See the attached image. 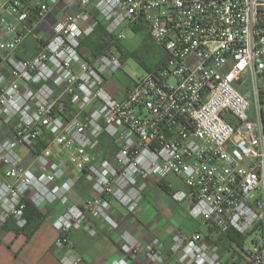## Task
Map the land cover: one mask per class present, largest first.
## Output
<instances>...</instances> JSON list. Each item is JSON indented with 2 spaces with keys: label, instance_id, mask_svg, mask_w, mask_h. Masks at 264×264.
<instances>
[{
  "label": "built area",
  "instance_id": "1",
  "mask_svg": "<svg viewBox=\"0 0 264 264\" xmlns=\"http://www.w3.org/2000/svg\"><path fill=\"white\" fill-rule=\"evenodd\" d=\"M98 25L109 37L94 54L83 42ZM134 25L165 56L118 99L105 73L122 68L115 43ZM28 39L37 50L20 56ZM262 81L264 0H0V118L9 128L0 139V232L11 219L26 226L28 201L58 204L54 245L64 264H90L71 251L73 231L97 234L90 216L119 233L123 256L110 264L141 255L150 264H264ZM37 142L34 171L20 149ZM170 175L182 182L169 185L173 199L192 218L251 236L252 249L230 261L201 231L179 232L165 256L160 239L141 244L119 231L115 203L136 212ZM81 180L90 191L79 204Z\"/></svg>",
  "mask_w": 264,
  "mask_h": 264
},
{
  "label": "crops",
  "instance_id": "2",
  "mask_svg": "<svg viewBox=\"0 0 264 264\" xmlns=\"http://www.w3.org/2000/svg\"><path fill=\"white\" fill-rule=\"evenodd\" d=\"M58 10L49 15L50 22L56 20ZM36 50L35 40L28 39L17 50V53L23 57H31ZM124 97L125 95L122 98ZM8 131V126L0 118V139L6 137ZM43 145L44 143L37 142L31 148L22 147L20 149L23 163L34 171H37V165L34 163L35 155L43 148ZM40 146L42 147L39 149ZM170 184L178 188L181 187L182 182L176 176L170 175L160 183H152L146 198L134 213H129L126 208L115 203L117 211L122 217L119 231L127 230L141 244H146L153 238L160 239L163 243L165 256L170 254L174 235L179 232L190 234L194 231H201L218 241L222 248L223 258L232 261V258L225 256L234 251L232 247L234 242L214 229L207 228L205 230L206 227L201 221L189 215L186 203H180L173 199L169 188ZM89 191L90 185L81 180L75 190V201L81 204ZM59 210L58 204L39 210L42 223L30 238H27L24 233L18 234L11 229L4 233L0 232V264H64L60 258L61 252L54 245L58 231L53 221L59 214ZM89 219L96 227L97 234L92 236L83 230L73 231L71 234L72 253L82 256L90 264H110L112 260L123 256L119 248V233L110 230L100 220L93 219L91 216ZM130 264L150 263L145 256L141 255L137 259H131Z\"/></svg>",
  "mask_w": 264,
  "mask_h": 264
},
{
  "label": "rangeland",
  "instance_id": "3",
  "mask_svg": "<svg viewBox=\"0 0 264 264\" xmlns=\"http://www.w3.org/2000/svg\"><path fill=\"white\" fill-rule=\"evenodd\" d=\"M126 38L121 42L128 51L137 52V54L144 61L145 65L149 67H156L159 62L164 58L165 53L163 48L157 44L151 37H149L147 31H134L131 27L126 29ZM123 66L118 71L105 73V87L116 98L122 99L125 95L128 86H132L135 80H138L145 74L146 68L140 62L136 56H128L123 60ZM171 83H175L174 79L170 80ZM264 84V81H262ZM262 82H260L262 84ZM252 99V97H251ZM207 230V226H205ZM251 236H244L243 246L241 247L237 243H233L232 247L235 250V255H245L247 251L253 247V241ZM227 254L225 257L232 256Z\"/></svg>",
  "mask_w": 264,
  "mask_h": 264
},
{
  "label": "trees",
  "instance_id": "4",
  "mask_svg": "<svg viewBox=\"0 0 264 264\" xmlns=\"http://www.w3.org/2000/svg\"><path fill=\"white\" fill-rule=\"evenodd\" d=\"M134 25L132 26V29L134 31H141V30H145L147 31V29L141 25ZM148 33V31H147ZM149 35V33H148ZM108 33L105 30V28L102 25H98L96 26V28L94 29V31L92 32V34H90L88 37L85 38L83 44L85 46H87L88 48H90L94 54H98L102 51L104 45L107 43L108 41ZM149 37H151L149 35ZM115 48L117 50V52L120 55V58L123 60L125 57L128 56H136L138 57V59L140 60V62L145 66L147 71H152L156 68H159V66L161 65L163 59L161 60V62H159L157 64L156 67L152 68L149 67L147 65H145L144 61L141 59V57L137 54V52H130L126 49V47L121 43V42H116L115 43ZM102 145L104 148H108L111 146L110 142L103 137L102 139ZM42 146L39 147V149ZM38 152V150H36ZM104 154H107V151L105 150ZM24 214L25 217L27 219V224L26 226L20 228L16 225V222L11 219L9 220V222L6 225V229L7 230H14L16 231L18 234L20 233H24L27 238H30L35 231L38 229V227L41 225L42 223V216L40 211L31 203V202H27L25 210H24ZM227 238L237 244H239L241 247L243 246V241H244V236H241L239 234H235V233H228Z\"/></svg>",
  "mask_w": 264,
  "mask_h": 264
}]
</instances>
